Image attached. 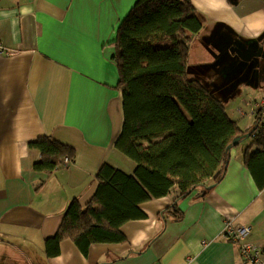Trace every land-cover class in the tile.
<instances>
[{"label":"crops","instance_id":"crops-1","mask_svg":"<svg viewBox=\"0 0 264 264\" xmlns=\"http://www.w3.org/2000/svg\"><path fill=\"white\" fill-rule=\"evenodd\" d=\"M137 2L0 0V43L17 50L0 56V264H249L224 238L231 219L251 228L248 240L264 262V189L244 160L247 151L260 149L251 138L231 150L223 179L207 195L198 189L178 202V218L170 211L179 195L175 187L141 204L146 217L121 227L125 243H96L85 255L67 239L58 256L46 255L45 242L69 205L94 200L104 164L128 175L136 170L115 146L124 125L115 58L119 27ZM190 2L204 27L189 38V64L196 63L193 46L206 40L207 54L200 57L217 62L222 56L223 81L260 96L253 101L264 98L263 59L241 57L262 45L264 0ZM252 100L225 104L242 134L260 123L249 113ZM41 137L74 148V160L52 173L35 171L41 154L29 143Z\"/></svg>","mask_w":264,"mask_h":264},{"label":"trees","instance_id":"trees-1","mask_svg":"<svg viewBox=\"0 0 264 264\" xmlns=\"http://www.w3.org/2000/svg\"><path fill=\"white\" fill-rule=\"evenodd\" d=\"M203 27L204 18L190 0H138L122 22L115 61L124 125L115 146L136 163V170L128 175L104 164L94 200L86 207L78 200L69 205L60 229L45 242L47 257L58 256L67 239L85 255L96 243H125L121 227L146 217L141 204L177 187L170 211L178 218L180 200L198 189L205 196L223 179L235 139L249 132L240 133L224 99L189 78V38ZM251 131V144L260 149L247 151L244 160L262 190L264 124ZM29 149L41 154L34 165L38 172L52 173L65 158H75L74 148L50 137L31 141Z\"/></svg>","mask_w":264,"mask_h":264},{"label":"rangeland","instance_id":"rangeland-1","mask_svg":"<svg viewBox=\"0 0 264 264\" xmlns=\"http://www.w3.org/2000/svg\"><path fill=\"white\" fill-rule=\"evenodd\" d=\"M205 41L206 40L199 41L197 46L195 47L193 46L192 61L196 63L189 64V74H188L189 78L199 80L205 87L213 91L216 96L218 95L219 97L224 99V104H226L228 100H230V102L236 101V104L239 105L243 97H246L249 100L260 97L259 95H255L256 93L248 95L246 94V92H243L241 88L238 91L239 84H234L235 82L233 83L234 84L233 85L231 84L232 82L229 83L227 81L226 82L223 81V76L225 75L222 76V72L220 71V67H221L220 61L222 60V56L219 58L217 62L214 59L208 61L207 57L206 58L200 57V55L203 52L205 53ZM207 50L211 54L210 49L207 48ZM260 59L264 60V55L260 58H256L255 60L259 61ZM260 91L263 93L262 96H264V87H262ZM229 92H233V93L227 96ZM262 99L264 98H261L260 100ZM258 101L252 100L251 103L253 104Z\"/></svg>","mask_w":264,"mask_h":264},{"label":"built area","instance_id":"built-area-1","mask_svg":"<svg viewBox=\"0 0 264 264\" xmlns=\"http://www.w3.org/2000/svg\"><path fill=\"white\" fill-rule=\"evenodd\" d=\"M15 54H17V50L0 43V56L10 57ZM249 113L253 117L258 118L261 123L264 120V99L251 104ZM69 163V158L63 160L64 165ZM250 233L251 228L247 225L238 224L232 219L227 220L225 223L224 238L239 246V251L244 262L249 264H264L262 251L258 246L248 240Z\"/></svg>","mask_w":264,"mask_h":264},{"label":"water","instance_id":"water-1","mask_svg":"<svg viewBox=\"0 0 264 264\" xmlns=\"http://www.w3.org/2000/svg\"><path fill=\"white\" fill-rule=\"evenodd\" d=\"M262 45L258 46V48H249L247 50H245L244 52H242V59L245 62H251L256 58H260L264 55V37L262 38ZM238 51V50H237ZM239 53V51H238ZM252 132H249L248 134H246L244 137H238L235 139L234 143H233V147L238 146L240 143H242V141L244 139H249L252 135Z\"/></svg>","mask_w":264,"mask_h":264},{"label":"flooded vegetation","instance_id":"flooded-vegetation-1","mask_svg":"<svg viewBox=\"0 0 264 264\" xmlns=\"http://www.w3.org/2000/svg\"><path fill=\"white\" fill-rule=\"evenodd\" d=\"M264 61V60H263Z\"/></svg>","mask_w":264,"mask_h":264}]
</instances>
